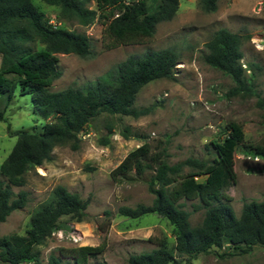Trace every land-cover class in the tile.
<instances>
[{
  "label": "rangeland",
  "instance_id": "rangeland-1",
  "mask_svg": "<svg viewBox=\"0 0 264 264\" xmlns=\"http://www.w3.org/2000/svg\"><path fill=\"white\" fill-rule=\"evenodd\" d=\"M33 3L49 24L83 33L90 40L86 56L56 54L60 74L52 80L49 90L85 86L127 55L141 54L146 49L170 48L177 61L173 79L152 80L136 93L133 106L147 107L146 113L137 117L100 113L78 133L75 148L69 144L55 145L49 161L27 170L24 183L12 187L14 193H26V202L0 223V235L22 234L30 213L50 198L55 185H62L76 193L86 206L79 221L69 215L59 218L57 228L38 247L40 264H48L50 253L58 256L59 247L102 243V252L90 258L88 264H128V255L151 250L157 245V238L164 237L172 245V226L162 217L147 212L131 218L117 212L119 206L151 203L153 195L147 190L151 171L145 169L136 174L131 169L114 174L113 170L130 150L142 143L148 146L150 155L158 154L168 163L190 157L211 165L214 149L210 142L222 139L228 122L240 125L243 139L231 155L235 178L223 191L225 200L238 216L243 202L264 198V158L252 148L262 144L264 138V106L257 104L258 97L264 98V0H217L212 12L202 10L198 0H178L173 17L158 22L152 36L115 46L110 45L100 20L79 25L59 18L55 5L42 0ZM88 6L93 8L94 2L91 0ZM220 27L238 35L240 63L258 97L228 94L234 82L204 61V42ZM0 108L5 117L0 121L1 162L14 143L16 131L38 133L49 119L35 113L29 96L17 91L7 103L0 98ZM123 130L127 136L122 134ZM180 201L189 213L190 225L198 224L203 209H193L197 200ZM212 249L188 261L184 255H175L182 264H264V245H254L247 253L222 256H218L223 252L221 248Z\"/></svg>",
  "mask_w": 264,
  "mask_h": 264
},
{
  "label": "trees",
  "instance_id": "trees-1",
  "mask_svg": "<svg viewBox=\"0 0 264 264\" xmlns=\"http://www.w3.org/2000/svg\"><path fill=\"white\" fill-rule=\"evenodd\" d=\"M58 7L59 18L87 25L94 19L103 24L110 45L129 44L150 37L155 25L170 20L178 0H42ZM205 12L216 9L217 0H198ZM38 42L41 47H34ZM204 61L229 76L234 85L228 94H253L240 63L242 53L239 37L224 27L216 29L204 42ZM90 40L83 33L49 24L33 0H0V98L5 102L19 95H28L35 113L44 122L40 132L19 130L5 158L0 162V223L14 209L26 202V193L13 192L12 187L24 183V173L51 159L55 145L77 146L78 133L100 113L137 117L148 111L135 108L133 101L146 83L159 79H173L176 53L170 48L146 49L132 53L98 75L82 87L49 90L53 79L60 74L57 53L89 54ZM264 106V98H257ZM0 108V121H4ZM6 129L9 125L6 124ZM126 130V129H124ZM122 131L127 136L126 131ZM221 140L210 143L214 149L211 165L196 158L168 163L158 154H149L148 146L140 144L130 150L113 173L124 174L134 169L136 174L151 171L147 190L153 195L150 204L133 207L119 206L120 215L135 218L153 212L165 219L173 230L174 242L168 245L164 237L156 239L149 251L130 254L128 264H182L200 253L221 248L223 254L247 253L254 245H264V198L243 202L236 216L225 200L224 189L235 178L231 155L242 142L239 124L228 122ZM255 154L264 158L262 144L252 146ZM183 167H187L183 171ZM203 176L201 179L197 177ZM181 199L197 200L193 209H203L200 222L191 226L189 213L182 208ZM86 202L62 185L51 189L50 198L40 203L29 215L22 234L0 235V261L5 264H40L39 250L57 228L61 216H75L79 221ZM104 245L59 247L58 256L50 253L48 264H88V260L102 252Z\"/></svg>",
  "mask_w": 264,
  "mask_h": 264
}]
</instances>
